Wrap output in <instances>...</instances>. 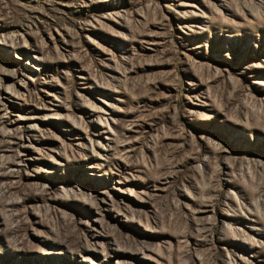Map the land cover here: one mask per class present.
I'll return each instance as SVG.
<instances>
[{"label":"rangeland","instance_id":"rangeland-1","mask_svg":"<svg viewBox=\"0 0 264 264\" xmlns=\"http://www.w3.org/2000/svg\"><path fill=\"white\" fill-rule=\"evenodd\" d=\"M0 264H264V0H0Z\"/></svg>","mask_w":264,"mask_h":264}]
</instances>
